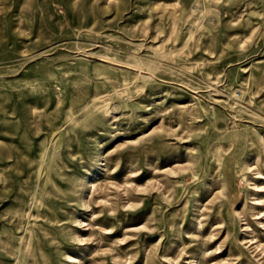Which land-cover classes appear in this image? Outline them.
Here are the masks:
<instances>
[{"label":"rangeland","instance_id":"rangeland-1","mask_svg":"<svg viewBox=\"0 0 264 264\" xmlns=\"http://www.w3.org/2000/svg\"><path fill=\"white\" fill-rule=\"evenodd\" d=\"M0 264H264V0H0Z\"/></svg>","mask_w":264,"mask_h":264}]
</instances>
